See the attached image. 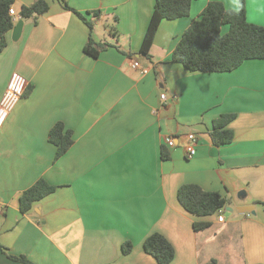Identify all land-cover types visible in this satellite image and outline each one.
I'll use <instances>...</instances> for the list:
<instances>
[{"label":"crops","instance_id":"obj_1","mask_svg":"<svg viewBox=\"0 0 264 264\" xmlns=\"http://www.w3.org/2000/svg\"><path fill=\"white\" fill-rule=\"evenodd\" d=\"M34 1L14 0L13 7L19 13ZM64 1L71 9L48 0L46 12L23 19L16 40L10 29L0 51V98L12 71L27 82L0 127V264H25L8 254L32 264H158L142 247L152 232L172 244L168 264H264V58L223 72L171 61L210 0L163 19L149 57L139 49L154 0ZM245 8L249 22L264 26V0H245ZM86 21L95 46L104 44L96 56L84 51ZM133 59L148 72L132 68ZM224 113L235 114L226 126L233 139L215 145L207 133ZM56 122L73 138L57 159L48 141ZM187 133L197 138L191 157ZM166 137L176 138L173 147ZM39 178L55 190L22 212L19 197ZM185 183L225 197L222 222L214 214L209 227L193 229L196 218L177 200ZM248 205L254 214L241 211Z\"/></svg>","mask_w":264,"mask_h":264},{"label":"trees","instance_id":"obj_2","mask_svg":"<svg viewBox=\"0 0 264 264\" xmlns=\"http://www.w3.org/2000/svg\"><path fill=\"white\" fill-rule=\"evenodd\" d=\"M63 6L71 9L64 0ZM193 0H154V8L150 16L139 53L149 57L154 35L163 19L172 20L187 16ZM14 0H0V51L6 46V34L14 26L8 9ZM236 9L226 8L221 1L207 2L198 18L193 19L183 31L173 48L171 61L180 63L189 71L223 72L238 67L247 59L264 58V26L249 22L246 18L245 0H237ZM48 10V0H35L30 5H23L19 10L20 19L35 18ZM74 11V10H73ZM79 17L85 18L74 11ZM99 11H94L97 16ZM89 27L88 42L84 51L96 56L98 50L104 46H95L91 38L93 25L86 21ZM223 26L227 30L222 32ZM234 113H224L212 122V129L207 133L210 142L215 145L226 144L232 141L233 131L227 124L234 118ZM48 141L55 146L57 159L72 145V131L56 122L48 132ZM162 159L168 158L165 148L161 151ZM55 186L39 178L28 188L23 190L19 197V208L22 212L30 209L31 205L52 193ZM177 200L188 214L196 219L192 222L195 231H200L211 225L208 219L216 214L219 208L226 204L225 197L217 191L203 189L195 183H185L178 187ZM143 250L151 255L158 264H168L174 257V248L170 241L158 232L148 234L142 243ZM0 249H4L0 244ZM131 249V244L122 245L123 253ZM11 259L32 264L23 255L8 254ZM205 264H217L214 259Z\"/></svg>","mask_w":264,"mask_h":264},{"label":"built area","instance_id":"obj_3","mask_svg":"<svg viewBox=\"0 0 264 264\" xmlns=\"http://www.w3.org/2000/svg\"><path fill=\"white\" fill-rule=\"evenodd\" d=\"M8 13L12 16V21L15 23L19 18V14L15 11L13 5L8 9ZM132 68L139 69L143 74L147 73L149 68L143 67L139 64L137 59H133L130 62ZM26 79L17 71H12L7 86L0 98V127L3 125L7 115L15 106V104L23 96L26 89ZM161 99L166 98V94H160ZM184 139V148L187 153V156L191 157L196 152L197 138L193 133H187L183 135ZM175 137H166L164 143L167 147H173L175 145ZM2 210V205L0 204V211ZM224 207L219 208L216 212L217 221H223Z\"/></svg>","mask_w":264,"mask_h":264},{"label":"water","instance_id":"obj_4","mask_svg":"<svg viewBox=\"0 0 264 264\" xmlns=\"http://www.w3.org/2000/svg\"><path fill=\"white\" fill-rule=\"evenodd\" d=\"M22 26H23V19L19 18L15 22L14 26L12 27V39L13 40H16L20 36L21 30H22ZM240 194H244V192L241 191ZM241 211L254 214V210H253V206L252 205L243 206V209Z\"/></svg>","mask_w":264,"mask_h":264},{"label":"rangeland","instance_id":"obj_5","mask_svg":"<svg viewBox=\"0 0 264 264\" xmlns=\"http://www.w3.org/2000/svg\"><path fill=\"white\" fill-rule=\"evenodd\" d=\"M226 30V29H225ZM225 30H223L222 32H224Z\"/></svg>","mask_w":264,"mask_h":264}]
</instances>
